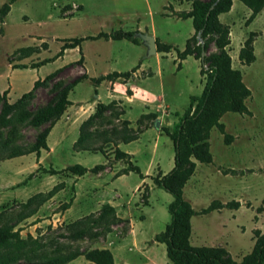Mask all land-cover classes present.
Wrapping results in <instances>:
<instances>
[{"label":"rangeland","instance_id":"obj_1","mask_svg":"<svg viewBox=\"0 0 264 264\" xmlns=\"http://www.w3.org/2000/svg\"><path fill=\"white\" fill-rule=\"evenodd\" d=\"M8 2L0 0V8ZM189 8L186 0H15L0 17V95L5 92L4 102L13 105L8 114H2L0 101V117L11 121L0 124V227L12 226L22 240L20 244L0 243V264L38 262L93 249L109 250L113 264H169L164 245L152 240L169 223L167 205L172 197L153 187L150 178L173 167V146L163 128L170 129L178 121L189 97L200 95L199 85L205 80L200 62L193 58H186L176 70L175 49H184L193 29L189 19H177L174 13ZM249 15L234 0L218 21L228 27L225 50L232 69L240 72L250 92L245 100L250 115L226 113L220 118L232 140L225 145L223 136L212 128L208 137L212 161L207 165L195 162L194 173L182 189L183 199L196 213L213 201L238 202L236 210L194 215L189 237L191 246L221 247L236 262L251 251L254 236L264 232V8L245 25ZM116 30L147 34L172 49L168 54L147 56L140 35L141 45L86 40L80 52L78 48L64 51L55 61L31 68L52 58L60 40ZM249 33L254 62L246 66L238 52ZM217 52L212 43L206 55ZM139 63L138 78H130L128 84L146 96L138 92L122 109L114 106L94 117L96 105L92 108V103L118 100L126 85L117 83L111 92L107 82L94 88L83 80L68 92L71 106L58 119L30 124L31 116L53 103L77 77L129 72ZM20 66L26 68H16ZM145 104L160 119L141 118L148 112ZM25 114L30 117L19 121ZM46 128L48 150H39L36 158L32 152L35 137ZM132 136L136 140L121 144L123 138ZM115 148L129 154L130 164L148 178L141 181L132 172L117 176L127 160H115ZM14 152L22 155L10 158ZM76 164L86 169L101 164L104 169L82 177L62 172ZM48 169L60 173L49 175ZM53 189L55 193L48 197ZM70 199L69 208L63 210ZM103 204L113 206V215L75 239V233L98 217ZM67 264L88 263L80 256Z\"/></svg>","mask_w":264,"mask_h":264},{"label":"trees","instance_id":"obj_2","mask_svg":"<svg viewBox=\"0 0 264 264\" xmlns=\"http://www.w3.org/2000/svg\"><path fill=\"white\" fill-rule=\"evenodd\" d=\"M186 1L190 3L189 10L175 12L174 15L177 19H190L193 34L186 40L182 51L175 49L176 60L179 61L176 65V70L180 68V62L186 59V57H193L194 60L200 62L201 67L203 65L206 66V71H203L202 68L199 71L201 76L205 75V80L200 95L189 98L188 106L178 118V121L173 123L170 129L163 128V133L169 138L173 146V167L165 175L152 177L151 182L156 188L169 194L172 197V201L167 205L169 223L164 227L162 232L153 237V241L164 245L165 255L169 264H264V232L261 234L257 233L254 236L251 251L243 256L239 262L232 260L221 247H193L189 243L191 232L190 219L194 215H206L222 208L236 210L239 207L238 202H229L222 205L217 201H213L206 208L196 213L183 199L182 189L194 173L195 162L207 165L212 161L208 145L209 131L212 128L217 129L223 136V143L229 145L232 137L225 133L224 126L219 123V120L226 113L250 115L245 106V100L249 98L250 92L242 83L240 72L231 67L230 57L225 50V47L229 45V30L227 26L220 24L218 21L219 15L229 12L234 0ZM237 1L241 2L250 11L245 25L249 24L264 8V0ZM14 2L15 0H9L8 3L2 5L0 17L8 12L9 6ZM137 35H140L137 31L125 32L116 30L110 33H99L94 37L60 40L61 46L52 58L41 60L33 64L31 68H38L55 61L63 56L65 50L78 48L80 52V44L86 40H124L133 45H140ZM251 36L252 33H249L248 38L244 41L238 52L239 61L246 66L254 62ZM196 39L200 40L201 43H197ZM154 42L156 53H169L172 49L171 45L161 43L158 39H154ZM192 42L193 45L190 44ZM212 43L218 52L207 56L206 52ZM81 60L82 56L79 58V61ZM16 68L25 69L26 67L20 66ZM137 69L138 66L129 72H112L98 78H88L86 75L77 77L60 91L58 98L53 103L35 112L30 118V124L39 126L58 119L66 108L71 105V102L67 99L68 92L79 82L89 80L94 88L98 87L103 81L114 83L120 80L122 83H125ZM125 93L126 95H131L128 88ZM94 94H97L96 90H94ZM5 95V92L0 95V101L3 102L2 114H8L9 110L13 107V105H7L4 102ZM117 104L118 102L116 101H111L106 105L97 103L94 117H99L100 114L117 106ZM29 117V115L25 114L18 118V120H27ZM141 118H155V115H142ZM10 123V120H4L0 117V124L2 126ZM83 126L84 124H81L80 130ZM48 132L49 130L46 128L35 137L32 152L36 158L39 157V150H48L46 146ZM134 140H136V136L125 137L122 139V143L128 144ZM21 155L22 153L20 152H14L9 157L15 158ZM113 156L115 160L129 159V155L118 148L114 149ZM103 169V165L101 164L95 165L91 169H86L76 164L68 166L62 172H69L72 175L81 177L88 172L97 174ZM45 172L49 175L60 173L52 169L45 170ZM130 172L137 174L141 180L144 179L138 167L131 165L129 160H127V166L117 176L127 175ZM53 193H55V189L48 194V197H51ZM70 204L71 199L62 206V209H68ZM113 213V207L103 204L98 217L90 221L88 226L75 233L73 237L75 239L81 238L97 225L98 222L105 220L107 216H111ZM8 241L20 244L22 240L19 237V231H14L12 226L0 227V243ZM80 256L88 264H113L112 254L107 249H93L85 253H71L44 261L26 262L24 264H67Z\"/></svg>","mask_w":264,"mask_h":264},{"label":"crops","instance_id":"obj_3","mask_svg":"<svg viewBox=\"0 0 264 264\" xmlns=\"http://www.w3.org/2000/svg\"><path fill=\"white\" fill-rule=\"evenodd\" d=\"M259 14V13H258ZM258 15H256V17H257ZM255 17V18H256ZM254 18V19H255ZM253 19V20H254ZM187 20V19H186ZM190 20V19H189ZM191 21V20H190ZM155 39V38H154ZM186 42V41H185ZM140 45H141V43H140ZM75 49H77V48H75ZM70 50H73V49H69V50H65L66 52H69ZM170 53V52H169ZM158 54H168V53H158ZM156 55V53L154 54V56ZM186 58H193V57H186ZM185 60V59H184ZM183 60V61H184ZM183 61H181L180 62V68H182V62ZM198 61V60H197ZM138 66V69L133 73V74H131V76L128 78V80L125 82V83H122L120 80H117V81H115L114 83H110V82H107V81H103V82H107L108 84H109V90L111 91V92H113V90H114V87L117 85V83H121V84H123V85H126V88H125V90H124V94H120V96H118L119 98H115V99H118V100H111V101H116V102H118V104H117V106H119L121 109H122V105L123 104H130L131 103V101H133L134 100V98L137 96V94H138V92H142V91H140L139 89H134L133 87H131L129 84H128V81H129V79L130 78H133L134 76H136V78H138V75H137V72H138V70H139V67H140V63L137 65ZM141 73L142 72H140V76H141ZM141 78H146V77H142L141 76ZM102 83V82H101ZM100 83V84H101ZM198 83H199V81H198ZM203 84H204V81L202 80L201 81V84L199 85L200 87H199V94L201 93V91H202V88H203ZM129 89V91H130V94L131 95H126V93H125V91H126V89ZM123 91V90H122ZM113 94V93H112ZM97 95V94H96ZM141 95L142 96H146V94H145V92L143 91L142 93H141ZM199 96V95H198ZM113 97V96H112ZM192 97V96H191ZM190 98V97H189ZM96 99H97V97H96ZM189 100V99H188ZM110 101V102H111ZM97 103H99V102H97ZM97 103H95V102H93L92 103V108L97 104ZM109 103V102H108ZM188 103H189V101H188ZM102 104V103H101ZM104 105H106V104H104ZM71 106V105H70ZM70 106H68V107H70ZM144 109H146L148 112L147 113H144V114H141L140 115V117L142 116V115H147V114H154V113H152V112H149V107L147 106V104H145V106H144ZM122 111V110H121ZM165 114V113H164ZM155 115V117L157 118V119H160V117L158 118V115H156V114H154ZM157 122H158V120H156ZM121 144H123V143H121ZM126 145V144H125ZM127 154V153H126ZM129 155V154H128ZM130 156V155H129ZM131 173V172H130ZM143 177H144V179L145 178H148V175H143V174H141ZM162 175H165V173L164 172H161V174H160V176H162ZM82 177V176H81ZM140 179V178H139ZM144 179H142V180H144ZM141 180V179H140ZM141 180V181H142ZM150 181H151V178H150ZM152 183V182H151ZM153 187H155L154 185H153ZM152 189V188H151ZM220 204H222V203H220ZM226 204V203H225ZM222 205H224V204H222ZM111 207H113V206H111ZM222 209H224V208H222ZM222 209H219V210H216V211H220V210H222ZM155 236V235H154ZM153 241V240H152ZM153 243H156V242H154L153 241Z\"/></svg>","mask_w":264,"mask_h":264},{"label":"water","instance_id":"obj_4","mask_svg":"<svg viewBox=\"0 0 264 264\" xmlns=\"http://www.w3.org/2000/svg\"><path fill=\"white\" fill-rule=\"evenodd\" d=\"M140 38L142 40V44L146 47V55H154L156 53L155 51V42L154 38L152 36H149L147 34H140ZM158 126V122H155V127Z\"/></svg>","mask_w":264,"mask_h":264},{"label":"built area","instance_id":"obj_5","mask_svg":"<svg viewBox=\"0 0 264 264\" xmlns=\"http://www.w3.org/2000/svg\"><path fill=\"white\" fill-rule=\"evenodd\" d=\"M202 70L203 71H206V67L204 65L202 66Z\"/></svg>","mask_w":264,"mask_h":264}]
</instances>
